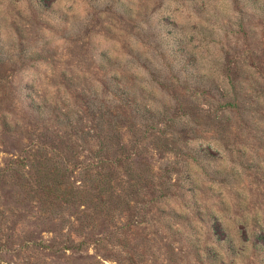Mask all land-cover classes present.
<instances>
[{"label":"rangeland","instance_id":"rangeland-1","mask_svg":"<svg viewBox=\"0 0 264 264\" xmlns=\"http://www.w3.org/2000/svg\"><path fill=\"white\" fill-rule=\"evenodd\" d=\"M0 264H264V0H0Z\"/></svg>","mask_w":264,"mask_h":264},{"label":"trees","instance_id":"trees-1","mask_svg":"<svg viewBox=\"0 0 264 264\" xmlns=\"http://www.w3.org/2000/svg\"><path fill=\"white\" fill-rule=\"evenodd\" d=\"M187 57H189V55ZM112 92L115 96L117 95L120 98V100H122L124 103L133 104L135 106V112L138 114V116L143 117L144 119L151 120V119L157 118L159 115H162V113L157 110L154 111L151 109H147L145 106L141 107L138 104V100L135 97L130 96V92L126 91L125 89H122L118 83H115L112 86ZM97 102L101 103V106H102L99 112V116H98L99 119H102L104 118V116L108 115L110 112H108L109 110H107L105 105L102 104L103 101L97 100ZM93 112H95L94 108H93L92 113ZM93 115H96V114H93ZM105 137H107V133H105ZM98 145L99 146L97 147L96 152L98 153L102 151L105 153L106 155L105 157L108 158V152L110 151L109 150L110 148L108 147L107 149H104V147H106V144L100 139H99ZM52 152L54 151L52 150ZM25 157L26 159L28 158V156H25ZM115 157H116V160H111V161L106 158H99L97 162H92L87 167V175H90L89 180L91 182V185L95 186L96 189H98V192L95 196L97 203H105V200H104L105 191H106L105 189H108L109 187L112 186L111 177L113 173L115 172V169L118 168L121 162V159H119V157L117 156ZM66 165L67 163L61 158L55 161L53 157H48L45 160L39 161V163L36 166V172L39 177L42 176L41 181L43 184L46 183L50 185V182L47 179V178H51L50 174L56 173V172H60L62 175L65 174L64 168L66 167ZM63 184H64L63 180L62 179L58 180V178L56 182H53V185L55 186L56 185L62 186ZM77 189L79 193L83 191L80 186H78ZM70 192L71 191H67L63 193L64 195H68L70 194Z\"/></svg>","mask_w":264,"mask_h":264}]
</instances>
